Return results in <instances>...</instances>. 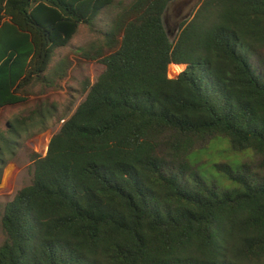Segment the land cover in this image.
Returning a JSON list of instances; mask_svg holds the SVG:
<instances>
[{
  "label": "trees",
  "instance_id": "obj_1",
  "mask_svg": "<svg viewBox=\"0 0 264 264\" xmlns=\"http://www.w3.org/2000/svg\"><path fill=\"white\" fill-rule=\"evenodd\" d=\"M177 1L120 2L104 34L118 49H82L105 70L32 155L30 184L5 208L0 264H264V0H202L172 40ZM114 7L0 0V110L34 78L52 86L55 51ZM171 65L185 69L170 78ZM17 121L0 128V181L19 129L44 116ZM217 138L257 158V172L220 167L231 189L189 160Z\"/></svg>",
  "mask_w": 264,
  "mask_h": 264
},
{
  "label": "rangeland",
  "instance_id": "obj_2",
  "mask_svg": "<svg viewBox=\"0 0 264 264\" xmlns=\"http://www.w3.org/2000/svg\"><path fill=\"white\" fill-rule=\"evenodd\" d=\"M130 1L115 0L116 8L104 10L92 28L82 25L67 47L55 51L50 69L45 74V78L48 77L50 80L54 77L52 86L44 80L34 78L25 87V101L22 104L7 106L0 110V128L3 130L14 124L15 120H18L15 125H18L36 112L44 116V123L41 121L29 129H19L18 136L14 139L15 152L6 155V165L3 167L0 181V245L5 237L2 219L6 205L20 189L31 182L32 155L47 154L52 136L85 100L88 93L85 89L87 84H94L105 70V65L101 62L84 58L82 49L94 48L92 51L95 54L97 48L99 51L105 48L103 50L105 56L116 51L119 46L111 50L106 47L104 34L110 29L118 4L120 2L127 4ZM201 2L202 0H179L171 7L165 22L172 40L179 35L182 20L179 17L188 15L193 8L196 10ZM67 65L68 68H64ZM64 69L66 76L61 78L60 74ZM184 69L183 65H171L169 77H177ZM256 159L252 150L235 152L230 142L224 138L214 139L208 146L195 150L189 156L197 175L208 183L218 184L222 189H231L235 184L224 177L226 173L220 169L221 166L231 165L238 171L257 172L254 167Z\"/></svg>",
  "mask_w": 264,
  "mask_h": 264
},
{
  "label": "water",
  "instance_id": "obj_3",
  "mask_svg": "<svg viewBox=\"0 0 264 264\" xmlns=\"http://www.w3.org/2000/svg\"><path fill=\"white\" fill-rule=\"evenodd\" d=\"M173 5H175L174 2L172 3V6H173ZM170 9H171V7H167L166 12H168ZM194 10H195V8H193V9L190 11V13H188V15H185V16L182 18V21L190 20V19L192 18V15H193V13H194ZM164 25H165V28H166V30H167L166 22L164 23ZM178 28H179V26H178ZM167 32H168V34H169V31H168V30H167Z\"/></svg>",
  "mask_w": 264,
  "mask_h": 264
},
{
  "label": "flooded vegetation",
  "instance_id": "obj_4",
  "mask_svg": "<svg viewBox=\"0 0 264 264\" xmlns=\"http://www.w3.org/2000/svg\"><path fill=\"white\" fill-rule=\"evenodd\" d=\"M184 17V16H183ZM183 17H179L180 18V20L183 18ZM183 21L181 20V23H182Z\"/></svg>",
  "mask_w": 264,
  "mask_h": 264
}]
</instances>
